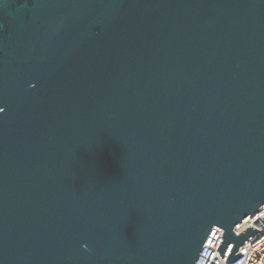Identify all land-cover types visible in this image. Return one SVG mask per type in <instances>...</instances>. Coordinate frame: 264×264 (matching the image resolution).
I'll return each mask as SVG.
<instances>
[{"label":"water","instance_id":"water-1","mask_svg":"<svg viewBox=\"0 0 264 264\" xmlns=\"http://www.w3.org/2000/svg\"><path fill=\"white\" fill-rule=\"evenodd\" d=\"M0 107V264H195L216 227L232 264L260 232L264 0H0Z\"/></svg>","mask_w":264,"mask_h":264},{"label":"built area","instance_id":"built-area-1","mask_svg":"<svg viewBox=\"0 0 264 264\" xmlns=\"http://www.w3.org/2000/svg\"><path fill=\"white\" fill-rule=\"evenodd\" d=\"M264 207L258 210L253 216L244 223L237 226L233 233L238 236L250 226L260 231L246 243L241 245L234 255L242 254L232 264H264ZM224 231L220 228H214L208 237L195 264H229L227 259L234 247L233 243H229L226 251L221 258L218 248L223 240Z\"/></svg>","mask_w":264,"mask_h":264},{"label":"snow or ice","instance_id":"snow-or-ice-1","mask_svg":"<svg viewBox=\"0 0 264 264\" xmlns=\"http://www.w3.org/2000/svg\"><path fill=\"white\" fill-rule=\"evenodd\" d=\"M3 111H4V108L3 107H0V113H2Z\"/></svg>","mask_w":264,"mask_h":264}]
</instances>
